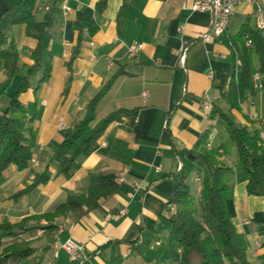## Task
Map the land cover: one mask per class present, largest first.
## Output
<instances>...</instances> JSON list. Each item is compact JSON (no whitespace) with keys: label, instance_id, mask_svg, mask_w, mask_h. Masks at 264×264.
I'll use <instances>...</instances> for the list:
<instances>
[{"label":"crops","instance_id":"obj_1","mask_svg":"<svg viewBox=\"0 0 264 264\" xmlns=\"http://www.w3.org/2000/svg\"><path fill=\"white\" fill-rule=\"evenodd\" d=\"M20 1L0 0V18ZM193 1L104 0L97 15L99 0H62L53 14L54 25L42 43V58L50 65V76L37 90L40 74L31 77L27 91L19 97L22 108L11 110L17 128L34 134L31 151L37 165L29 164L22 171L11 165L4 171L0 178V223L56 212L65 206L68 195L86 192L91 174H113L118 186L113 195L99 200L98 207L81 218L69 212L51 222H29L55 226L51 242L40 230L23 235L33 240L32 247L38 250L49 246L41 264H177L179 249L172 240L173 228L166 213L167 203L176 193L170 176L181 165L191 193L195 199L200 196V179L206 172L200 162L192 160L191 152L205 130L210 131L208 149L218 151L224 165H234L235 148L228 144L218 119L204 117L202 104L207 96L213 108L226 97L234 56L229 36L247 21L249 27L255 26L256 19L262 17L258 9H264V0L239 5L230 19L234 32L227 28L224 35L204 43L201 39L208 31L210 17L192 12ZM62 3L69 9L66 14ZM35 4V20L41 22L50 0H35ZM91 20L97 28L92 34L83 26ZM5 35L16 47L19 72L7 82L0 61V120L7 98L33 64L30 54L36 46L22 24L7 26ZM78 37L79 53L68 70L66 63ZM132 44L141 45L134 57L126 50ZM252 64L258 68L255 56ZM118 71L121 75L99 101L90 126L112 113L121 120L107 128L87 157L79 159V168L69 179L57 176L50 163L54 143L73 131L87 102ZM219 105L225 107L222 102ZM33 113V121H28ZM230 116L237 128L250 130L258 123L264 126L263 92L246 96L241 112L231 111ZM59 120L65 124L63 129ZM45 169L50 176L46 184L12 198ZM246 183L245 173L234 174L227 213L246 242L248 263L264 264V200L248 195ZM67 239L84 246L86 258L81 263L71 261L61 249Z\"/></svg>","mask_w":264,"mask_h":264},{"label":"trees","instance_id":"obj_2","mask_svg":"<svg viewBox=\"0 0 264 264\" xmlns=\"http://www.w3.org/2000/svg\"><path fill=\"white\" fill-rule=\"evenodd\" d=\"M62 0H50L48 10L43 20L37 22L35 0H22L0 18V61L5 70L6 81L13 79L19 72L18 55L13 43H8L5 29L9 25L25 26V35L36 41V46L30 54L33 62L22 78L18 88L7 98V109L0 120V178L9 166H15L22 171L29 165L32 157L31 146L34 134L30 129L25 132L17 128L12 118L11 110L21 109L19 97L28 89L29 79L37 74L40 77L35 90L48 80L50 65L42 58V43L48 31L53 27V14L58 12ZM125 3L120 7L117 18ZM104 7V0H99L95 6L98 15ZM264 23V14H262ZM92 34L96 31L93 20L86 21ZM81 31V30H80ZM234 50L231 60V74L228 83L227 95L219 104L213 105L210 119H218L228 144L235 148L236 160L232 167L220 162L216 150L208 149L210 131L205 130L198 137L191 152L192 160L200 162L205 168V176L200 179V205L195 208V197L186 183V176L180 165L179 169L170 176L176 186L174 197L167 203L176 208V212L167 221L172 225L171 237L179 249L177 264H249L246 258L247 245L243 236L238 233L228 216L226 202L232 199L233 177L236 172H243L247 176L246 193L262 197L264 200V150L260 146L257 127L248 130L237 128L231 119L230 112H241V104L246 96H254L257 91L253 86L252 76H259L261 91L264 94V28L258 30L249 27V22L241 25L235 35L229 36ZM249 42V46L246 43ZM80 47V38H77L76 47L71 54L66 68L71 70L73 61L77 58ZM255 56L258 68L252 64ZM121 75L118 71L111 79L101 84L84 107L82 117L76 121L73 131L59 143H54V151L50 159L56 175L69 179L71 174L79 168V159L89 155L91 147L103 136L107 128L121 119L117 113H112L101 119L94 127L95 110L99 101L109 91L114 80ZM70 78L65 82L63 94L66 95L70 86ZM185 92L183 89L182 94ZM34 113L28 121H33ZM167 138L168 132H166ZM172 146V144H171ZM221 147L224 148L223 145ZM173 153L177 155L173 147ZM50 180L45 169L37 174L31 183L23 190L13 195L19 197L31 193L39 185ZM117 179L113 174L98 173L88 176L86 192L79 195H68L65 206L54 213L25 217L16 223L3 221L0 223V264H41L49 248L41 250L32 247L33 240L23 237L28 232L43 231V237L51 242V234L55 230L52 224L46 226L29 225L33 220L53 221L56 217L66 213H73L81 218L98 207L99 200L107 198L117 190ZM167 211V208H166ZM264 215V211H263ZM199 216V218H198ZM4 240H9L4 243Z\"/></svg>","mask_w":264,"mask_h":264},{"label":"built area","instance_id":"obj_3","mask_svg":"<svg viewBox=\"0 0 264 264\" xmlns=\"http://www.w3.org/2000/svg\"><path fill=\"white\" fill-rule=\"evenodd\" d=\"M253 2L254 0H194L190 6V10L192 12L207 13L210 17L208 31L202 36L201 40L204 43H209L213 38H219L220 36L224 35L227 30L229 20L236 12L237 7L241 4H252ZM182 7L185 8V5L183 4ZM61 8L64 14L69 11V9L63 3ZM44 10L47 11L48 7H45ZM258 12L262 16V14H264V9L259 8ZM255 27L258 30H262L264 28L262 17L256 19ZM178 31L181 32L182 27H180ZM246 46H249V42L246 43ZM126 50L130 57H134L141 50V45L132 44L127 46ZM64 57H66V55H64ZM252 82L256 90L261 89L259 76L257 74H253ZM202 112L205 118H209L212 112V103L207 96H205L202 104ZM58 124L61 129L65 127V124L62 122V120H59ZM257 130L260 146L264 150V126L258 123ZM102 145L104 146V144ZM29 164L36 166V158L32 156L29 160ZM120 181H122V179H120ZM175 212L176 208L173 205H167V217H171ZM159 244V242L155 243L157 246ZM60 247L66 252L69 259L73 262L81 263L86 258L84 246L75 243L71 239L64 241Z\"/></svg>","mask_w":264,"mask_h":264},{"label":"rangeland","instance_id":"obj_4","mask_svg":"<svg viewBox=\"0 0 264 264\" xmlns=\"http://www.w3.org/2000/svg\"><path fill=\"white\" fill-rule=\"evenodd\" d=\"M230 27H231V25H230V20H229V23H228V27L227 28L229 29L230 32H234L233 31L234 29H232V28L230 29ZM251 28H254V26H252ZM191 177L193 178V174L191 175ZM199 205H200V196L199 197H196V199H195V208L196 209H199ZM198 218H199V216H198ZM26 239H28V238H26ZM0 251H1V248H0Z\"/></svg>","mask_w":264,"mask_h":264}]
</instances>
